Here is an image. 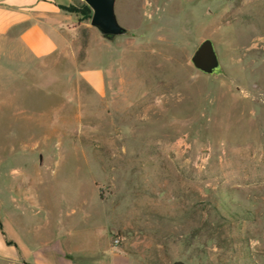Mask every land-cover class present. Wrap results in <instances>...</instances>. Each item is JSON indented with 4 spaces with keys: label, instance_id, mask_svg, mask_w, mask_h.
<instances>
[{
    "label": "rangeland",
    "instance_id": "rangeland-1",
    "mask_svg": "<svg viewBox=\"0 0 264 264\" xmlns=\"http://www.w3.org/2000/svg\"><path fill=\"white\" fill-rule=\"evenodd\" d=\"M114 12L125 33L111 41L75 20L67 49L4 61L0 207L27 226L28 198L46 195L69 226L82 211L95 230L113 221L129 264H242L217 249L218 236L242 246L223 231L264 264V0H115ZM203 39L217 75L189 63ZM91 68L103 96L79 76Z\"/></svg>",
    "mask_w": 264,
    "mask_h": 264
},
{
    "label": "crops",
    "instance_id": "crops-1",
    "mask_svg": "<svg viewBox=\"0 0 264 264\" xmlns=\"http://www.w3.org/2000/svg\"><path fill=\"white\" fill-rule=\"evenodd\" d=\"M75 0H0V81L5 60L25 55L33 60H44L67 49L75 31V17L64 11ZM115 3V2H114ZM82 81L98 96L106 92L105 72L98 68L82 70ZM32 218L27 226L17 221V211L0 215L10 225L12 239L6 237L0 224V262L5 264H129L124 255L114 249L113 221L95 230L89 224V213L82 211L77 228L67 225L71 213L54 208L46 195L28 198ZM96 201L103 203L100 195ZM19 208V207H18ZM20 209V208H19ZM114 211V207L111 206ZM54 217L57 219L54 220ZM63 217L66 223H63ZM55 221V223H54ZM34 222V223H32ZM25 229L28 241L22 243L15 233ZM77 233V239L86 245L82 256L69 248L67 241ZM101 242V245H100ZM118 246V245H117ZM85 252V253H84Z\"/></svg>",
    "mask_w": 264,
    "mask_h": 264
},
{
    "label": "water",
    "instance_id": "water-1",
    "mask_svg": "<svg viewBox=\"0 0 264 264\" xmlns=\"http://www.w3.org/2000/svg\"><path fill=\"white\" fill-rule=\"evenodd\" d=\"M80 1L91 11L89 26L95 29L103 39L111 41L114 37L125 33V29L116 20L115 0ZM189 63L202 75H217L221 70L213 42L210 39H203L196 45L189 57ZM169 264L186 263L175 260Z\"/></svg>",
    "mask_w": 264,
    "mask_h": 264
},
{
    "label": "trees",
    "instance_id": "trees-1",
    "mask_svg": "<svg viewBox=\"0 0 264 264\" xmlns=\"http://www.w3.org/2000/svg\"><path fill=\"white\" fill-rule=\"evenodd\" d=\"M64 11L72 14L75 17V20L78 22H89L90 16H91V11L90 9L81 1L75 0L73 4L62 8ZM232 216V215H231ZM225 232L223 231L224 237L231 241H237L240 244H242L241 248L236 251L235 248L231 246L230 242H227L225 239H220V237H215V239L218 241L216 247L218 250L222 251L223 253L228 252L230 255V258L233 254L238 253V260H241L242 264H248L247 262V239L245 237H242L239 235V232L235 237L231 238L228 237L229 235L224 234ZM240 255V256H239Z\"/></svg>",
    "mask_w": 264,
    "mask_h": 264
},
{
    "label": "built area",
    "instance_id": "built-area-1",
    "mask_svg": "<svg viewBox=\"0 0 264 264\" xmlns=\"http://www.w3.org/2000/svg\"><path fill=\"white\" fill-rule=\"evenodd\" d=\"M117 243H118V239H117V237H114L112 240V244L117 245Z\"/></svg>",
    "mask_w": 264,
    "mask_h": 264
}]
</instances>
